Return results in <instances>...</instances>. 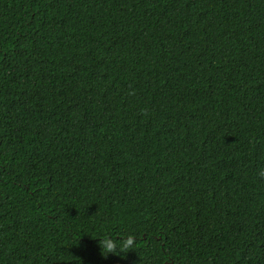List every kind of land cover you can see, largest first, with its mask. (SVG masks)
Instances as JSON below:
<instances>
[{
	"label": "trees",
	"instance_id": "trees-1",
	"mask_svg": "<svg viewBox=\"0 0 264 264\" xmlns=\"http://www.w3.org/2000/svg\"><path fill=\"white\" fill-rule=\"evenodd\" d=\"M262 166L264 0H0V264H264Z\"/></svg>",
	"mask_w": 264,
	"mask_h": 264
},
{
	"label": "clouds",
	"instance_id": "clouds-1",
	"mask_svg": "<svg viewBox=\"0 0 264 264\" xmlns=\"http://www.w3.org/2000/svg\"><path fill=\"white\" fill-rule=\"evenodd\" d=\"M257 175L264 177V166L257 169ZM121 238L117 240L114 235L104 226H101V232L97 235V243L106 254L112 253L114 255L125 253L133 250L136 235L132 231L122 230Z\"/></svg>",
	"mask_w": 264,
	"mask_h": 264
}]
</instances>
